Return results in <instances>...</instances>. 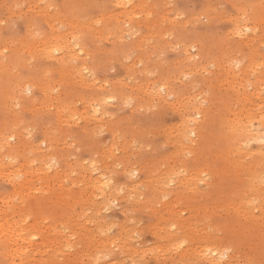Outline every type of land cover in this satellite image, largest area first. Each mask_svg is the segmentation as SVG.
I'll use <instances>...</instances> for the list:
<instances>
[{
    "label": "rangeland",
    "instance_id": "374dc122",
    "mask_svg": "<svg viewBox=\"0 0 264 264\" xmlns=\"http://www.w3.org/2000/svg\"><path fill=\"white\" fill-rule=\"evenodd\" d=\"M114 1L0 0V143L14 131L16 138L8 139L15 145L14 163L23 161L24 172L31 171L16 177L30 183L28 195L11 193L12 185L0 177V196L14 203H8L7 218L36 225L35 242L55 238L58 255L47 248L36 254L38 264L41 257L44 264H213L201 258V250L180 255L197 239L216 250L218 264H264V157L228 151L238 122L256 119L260 109L264 115V0H132L127 9L137 4L143 9L126 20ZM237 26L240 35L234 33ZM54 32L84 52V84L73 69L79 62L60 66L42 53L39 46ZM26 43L39 51H23ZM191 46L194 56L186 59L183 48ZM163 86L174 89L173 96L158 97ZM104 94L114 97L101 105L109 112L102 119L90 117L89 98ZM191 103L202 115L190 122L196 131L192 140H182L178 130ZM59 108L65 114L60 109L63 115H57ZM69 110L86 113L74 122ZM249 146L256 152L255 143ZM165 172L170 177L155 187ZM102 173L110 180L106 197L86 187L88 178ZM250 173L261 177L259 194L250 189ZM194 175L197 188L181 189L180 182ZM44 184H54L57 192ZM79 192L80 207L72 206L68 195ZM20 200L22 206H16ZM73 208L82 209L78 222L70 218ZM50 225L56 229L44 231ZM1 254L0 264H7Z\"/></svg>",
    "mask_w": 264,
    "mask_h": 264
},
{
    "label": "bare ground",
    "instance_id": "6f19581e",
    "mask_svg": "<svg viewBox=\"0 0 264 264\" xmlns=\"http://www.w3.org/2000/svg\"><path fill=\"white\" fill-rule=\"evenodd\" d=\"M116 1V2H115ZM114 1V4H117V6H119V7H122L123 8V14H121L119 17H122V19H130L132 16H131V14L132 13H135L133 10L134 9H136V8H140V10H142L143 9V7H141L139 4H137V5H133L132 6V11L130 10V9H127L126 7H128V6H130L131 7V5H132V0H115ZM146 15V14H145ZM161 16H163V17H166L165 15H161ZM121 19V18H120ZM117 21H118V19H116ZM240 26V25H239ZM50 27H51V24H50ZM237 29H235L234 30V33H236L237 35H240V28H238V26L236 27ZM58 33H55L54 32V35L50 38V40H47V41H45V42H43V44L42 45H38L39 47H41L42 46V49H41V51H42V53H44L45 52V55L47 56V57H50L51 59H54L57 63H58V65H60V66H63V65H65V63H68L70 60H76V62H79L78 64H76V65H74L73 66V69H74V72L76 73V77H78L79 78V80H80V82L82 83V84H84V80H83V78H85V73L87 72V66H86V64L83 62V61H81V58H80V55L81 54H83L84 52L82 51V49L81 48H79V47H77L76 48V46L74 45V44H72L70 41H69V37L68 36H65V35H57ZM245 41H247V40H245ZM39 44V43H38ZM192 48V46L191 47H184L183 48V54H189L188 56H185V58L186 59H189V58H191V57H193L194 55L193 54H191L190 53V49ZM23 51H26V52H28V53H30V52H33V51H39L38 50V47L37 46H35L34 44H27L26 43V46H24V49H22ZM44 51V52H43ZM36 53V52H35ZM41 55V54H40ZM44 55V54H43ZM44 55V56H45ZM44 58V57H43ZM49 60V59H48ZM53 60V61H54ZM54 63V62H53ZM252 63V62H251ZM251 63H249V66H250V64ZM253 64H255V63H253ZM57 65V64H56ZM258 65H259V63H258ZM251 66H253V65H251ZM255 66H256V64H255ZM254 67V66H253ZM2 67L0 66V70L2 71V69H1ZM254 68H256V67H254ZM250 69H251V67H250ZM85 70V71H84ZM252 70H254V69H252ZM183 71V70H182ZM246 72V71H245ZM183 72H181L180 74H182ZM183 75H185L184 73H183ZM86 79V78H85ZM5 82V81H4ZM5 83H7L8 84V82H5ZM1 84H3L2 82H1ZM7 86V85H6ZM0 87H1V85H0ZM23 87H26V85H24ZM22 87V88H23ZM1 88H3V87H1ZM21 88V89H22ZM25 89H27V88H24V90ZM174 90V89H169V86H163L162 87V89H157L156 90V92H155V94L158 96V97H160V98H162V99H167L166 97H168V96H171V94H172V91ZM96 92H98V91H96ZM165 93V95H164V97L165 98H163V93ZM174 92V91H173ZM104 93V92H103ZM102 93V94H103ZM98 94V93H97ZM108 94H110V93H108ZM108 94H106V95H108ZM177 94V93H176ZM181 94V93H180ZM1 95V94H0ZM111 95V94H110ZM113 95V94H112ZM2 96V95H1ZM0 96V97H1ZM113 96H115L116 97V95H113ZM172 96H173V94H172ZM110 98H111V96H108V97H106L105 96V94H104V97L103 96H100V95H97V96H93V97H91V98H89V100H88V108L85 106V109H88L89 110V112H90V117H97L98 119H102V116L104 115V114H107L109 111H107V113H104V111H102V109H101V105L104 103V101H108V100H110ZM114 98V97H113ZM113 98H111V99H113ZM116 99V98H115ZM121 99V98H120ZM178 99V98H177ZM123 100V99H122ZM122 100H120V101H122ZM166 101V100H165ZM108 102H110V101H108ZM108 102H106V103H108ZM172 103H173V101H172ZM176 103V102H175ZM103 105H105V103L103 104ZM178 105H181L180 103H178L177 105H175V106H178ZM174 106V107H175ZM182 106V105H181ZM190 107H191V109H186V111L184 112V114L185 113H187L186 115H184L183 116V118H182V120H181V125H180V127H179V130H178V132H179V135H180V137L182 138V140H192L191 139V135H193V134H195L196 133V131H195V127L194 126H192L191 124H190V122H192L193 124H195V123H197L198 122V116H201L202 115V111H201V108H200V106H198V105H195L194 103H191V105H189ZM66 107H68V106H66ZM65 108V107H64ZM99 109V111H96V109ZM176 108V107H175ZM259 108H261V107H259ZM258 108V109H259ZM60 109H62V108H59V110L57 111V115H59V114H62V113H60ZM180 109V108H179ZM63 110V109H62ZM67 110V109H66ZM71 110H73V109H71ZM261 110V109H260ZM259 110V115L257 116V118L255 119V117L253 118V119H255V121H253V119H251L250 120V117L251 116H249L247 113L248 112H246L245 114H247L248 116H249V118L247 119L246 118V122L245 123H243V122H241V121H239L238 123H241L240 125H238L237 127H234L233 129H232V131H230V133H231V136H232V138H231V143H232V145H230L231 147H230V149L228 150L229 152H231V154H233L234 156H240V155H244V156H249V157H251V159L252 158H255V157H257V156H261V157H264V144H262L261 143V141L262 140H264V115H263V113L261 112ZM84 111V110H83ZM86 111V110H85ZM248 111V110H247ZM62 112H64V114H65V111L63 110ZM67 112H68V110H67ZM69 120L71 119L72 121L73 120H75L76 118H80V116H82L83 117V115H85V113H83V112H81V113H79V114H76L74 111H70L69 110ZM59 113V114H58ZM258 113V112H257ZM256 113V114H257ZM83 114V115H82ZM57 115H55L57 118L59 117V116H57ZM63 115V114H62ZM181 115H183V114H181ZM65 116V115H64ZM77 116V117H76ZM245 116V115H244ZM55 117V118H56ZM67 117V116H66ZM60 118H61V115H60ZM84 118V117H83ZM68 119V118H67ZM66 119V120H67ZM61 120L63 121V120H65V119H63V118H61ZM78 120V119H77ZM77 120H75L74 122H76ZM71 121V122H72ZM8 132H10L9 133V137L7 138L6 136H3L2 137V143H0L1 145H0V164L3 166V165H7V166H5V168L7 167V170L5 169V168H0V177H2V178H5V179H7L8 181H9V183L12 185V191H11V193H14V194H20V193H23V192H25L26 193V195H28L29 194V191H30V183L29 182H27V183H25V181H23V180H21V181H17L16 180V177L17 176H19V175H21V174H24L25 176H26V174H29L31 171H30V169H28V170H26L25 172H24V167H23V161H22V163L20 162V160H19V162H17V161H15V163L17 162V164L18 163H21V164H19V166L17 165H15V163H14V160H15V158H16V156H17V154H16V152H15V145L14 144H12L11 142H9V138L11 137H15L16 138V133L14 132V131H8ZM6 135H8V133L6 134ZM229 138V139H230ZM9 139V140H8ZM17 139H18V136H17ZM13 140V139H12ZM16 140V139H15ZM228 140V139H227ZM11 141V140H10ZM17 142L16 143H19V145H20V140L18 139V140H16ZM230 141V140H229ZM212 143H214V141H211ZM252 143H255L256 144V148L255 149H257L256 150V152H255V150L253 151V149H251V147L249 146L250 144H252ZM205 144H207V143H205ZM215 144V143H214ZM217 145H218V143H216ZM221 144H224V143H221ZM225 144H228V143H225ZM211 145H213V144H211ZM216 145V146H217ZM220 145V144H219ZM23 145H21V147H22ZM214 146V145H213ZM222 146H225V147H227L226 145H222ZM203 147V146H202ZM209 147H212V146H208V148ZM219 147V146H218ZM217 147V148H218ZM213 148V147H212ZM205 149V148H204ZM216 149V148H215ZM214 149V150H215ZM223 149V148H222ZM199 151L201 150V148L200 149H198ZM206 150H207V148H206ZM210 150V149H209ZM209 150H207V151H209ZM227 150H226V152L225 153H227ZM199 151L197 152V154L199 153ZM203 152H205V151H203ZM210 152V151H209ZM228 152V153H229ZM225 153H221L220 152V158L222 157H225L224 155H225ZM228 153H227V155H228ZM200 154V153H199ZM204 154V153H203ZM212 154H214L213 152H212ZM199 156V155H198ZM202 156V155H201ZM210 156H213V155H210ZM200 157V156H199ZM5 158H10V161H5L4 162V160H5ZM19 158V157H18ZM17 159V158H16ZM214 159V158H213ZM217 159V158H216ZM225 159V158H224ZM221 160V159H220ZM220 160H218L219 162H220ZM222 161V160H221ZM257 162H258V160H257ZM251 163H252V161H251ZM253 163H256V161L255 162H253ZM222 164H224V163H222ZM221 163H220V167H221V165H222ZM226 165V164H225ZM225 165L223 166L222 165V168H225ZM251 165V164H250ZM253 165V164H252ZM219 166V165H218ZM227 166V165H226ZM229 166V165H228ZM255 166V165H254ZM4 167V166H3ZM220 167L218 168V170L220 169ZM248 167H249V165H248ZM252 167V166H251ZM41 167H38L37 168V171H38V169H40ZM42 168H43V166H42ZM217 168V167H216ZM48 169V168H47ZM228 169V168H227ZM249 169V168H248ZM251 169V168H250ZM23 170V171H22ZM43 170H44V168H43ZM89 170V169H88ZM91 170V169H90ZM217 170V171H218ZM252 170V169H251ZM41 171V170H40ZM46 171V170H45ZM45 171H43V173H44V175L46 174V172ZM223 171V170H222ZM225 171H226V168H225ZM87 172V171H86ZM133 172V171H132ZM246 172V171H245ZM47 173H48V171H47ZM88 173V172H87ZM89 173H92V172H89ZM88 173V174H89ZM94 173V172H93ZM248 172H246V174H247ZM40 174H42V173H40ZM87 174V175H88ZM98 174H99V172H98ZM103 174V173H102ZM102 174H100V175H96V176H91L90 178H88L87 179V183H86V187H87V189L88 188H90L91 190V192H95V189H96V191H98L97 193H96V195H101L102 197H106V195L108 196V193H107V191H109L110 192V190H107L108 188H109V186H110V180L109 179H107V178H105V177H107L105 174H103V175H105L104 177H103V175ZM128 174V173H127ZM126 174V175H127ZM131 174V173H130ZM251 174V173H250ZM91 175V174H90ZM170 175H171V172H165L162 176H160L158 179H157V183L155 184V187H158V188H162V186H164V185H162V184H164L165 182H166V180L170 177ZM129 176V175H128ZM247 176V175H246ZM245 176V177H246ZM88 177V176H87ZM132 177H133V175H132ZM248 177V176H247ZM246 177V178H247ZM45 178H47V180L50 182H54V180H55V178L54 179H52V180H49V177H46V175H45ZM129 178V177H128ZM190 180H189V179ZM188 178H184V180H182L181 182H180V187H181V189H184V190H187V191H191V190H195L196 188H197V185H196V187L194 188V186H193V184L195 183V181H192V180H198L199 178H197L196 177V175H194V176H189ZM249 178H250V189L253 191V193H255V194H259V193H261V190H260V188H261V182H260V179H261V177L260 178H258V177H256V175H253V174H251V176H249ZM86 179V178H85ZM59 180V182H62V180H60V179H58ZM84 180V179H83ZM82 180V181H83ZM130 180H132V179H130ZM136 180V179H135ZM134 181V180H133ZM246 181H247V179H246ZM48 182V183H49ZM48 183H46V184H48ZM57 183H58V181H57ZM83 183V182H82ZM162 183V184H161ZM46 184H44L45 186H46ZM197 184V183H196ZM54 185V184H53ZM53 185H50V186H46V187H50L51 189H52V187H53ZM76 185V184H75ZM249 185V184H248ZM56 186V185H55ZM54 186V187H55ZM57 186H59V184L57 185ZM63 186V185H62ZM249 187V186H248ZM55 188H53L52 190L53 191H51V192H53L54 194L57 192V191H55L54 190ZM57 189H60L59 187L57 188ZM110 189V188H109ZM262 189V188H261ZM46 190H48L47 188H46ZM89 190V189H88ZM55 191V192H54ZM86 191V190H85ZM89 191V192H90ZM49 192V191H48ZM47 192V193H48ZM93 192V193H94ZM50 193V192H49ZM48 193V194H49ZM83 192H79V193H77V196L78 197H75V196H73V195H68V196H70L69 198H67V200H71L72 201V203L74 204H72L71 202V205L72 206H75V203L77 204L76 206L78 207L79 205H78V201H79V199H82V196H83V194H82ZM87 193V192H86ZM196 193V192H195ZM194 193V194H195ZM199 193V192H198ZM91 195H92V193H91ZM93 196V195H92ZM43 197H45V195H43ZM47 197V196H46ZM60 197V196H59ZM65 197H67V196H63L62 198H65ZM42 198V197H41ZM61 198V197H60ZM49 199V198H48ZM66 199V198H65ZM22 200H25V198H22ZM107 200V199H106ZM43 200H41V202H42ZM60 201V200H59ZM81 201V200H80ZM11 202V203H10ZM13 201H12V199L10 198L9 199V195H2V196H0V253H2L1 255H2V257L4 256V257H6L7 259H8V263L7 264H38L37 263V260H36V254H38V253H43V252H47L46 251V249L47 248H50L51 250L50 251H53V252H55L57 255H58V253L56 252V250L57 249H54L53 247H52V245H53V243H54V239H51V240H49L50 238L48 237V239H45V241H44V239L42 240V242H41V240H40V243L39 242H37V243H39L40 245H38L39 246V248H38V246L36 247L35 246V244L37 245V243L34 241V238H35V236H37L38 234L37 233H39V235H40V232L38 231V227L36 226V225H34V226H32V227H27V226H25V224H24V219L23 218H17L16 220H11L10 218H7V215L5 214V213H7V210H6V208L9 206V204L8 203H10V206H14V203H12ZM44 203V202H43ZM42 203V204H43ZM60 203H62L63 204V202H61L60 201ZM66 203V202H65ZM245 203L247 204V211L248 210H250V207H252V198H249V199H247V200H245ZM16 204V203H15ZM43 205H45V204H43ZM255 205V204H254ZM259 205V204H258ZM261 205H262V209L264 210V203H261ZM16 206H22V202H21V200H20V202L19 203H17V205ZM15 206V207H16ZM66 206V204H64V207ZM67 206H68V204H67ZM69 206H70V204H69ZM55 207V209H57V210H59L58 208H60V207H56V206H54ZM64 207H61L62 209L64 208ZM80 207V206H79ZM68 208V207H67ZM72 208V207H71ZM45 209V211H47V208H44ZM55 209H54V211H55ZM70 209V208H69ZM78 209V211H76V209L75 208H73L72 210V213H71V217L70 218H72L73 220H76L77 222L80 220V218L82 217L81 216V214H82V209L80 208V211H79V208H77ZM65 211L66 210H63V212L65 213ZM242 211H245V210H242ZM55 212H58V211H55ZM60 212V211H59ZM62 212V213H63ZM67 212V211H66ZM60 214V215H63V214ZM83 215V214H82ZM67 216V215H66ZM65 216V217H66ZM70 216V215H69ZM68 218V217H67ZM69 218V219H70ZM162 218V217H161ZM64 220V219H63ZM71 220V219H70ZM69 220V221H70ZM158 220V219H157ZM162 220V219H161ZM50 221H51V218H50ZM53 221V220H52ZM65 221H67L68 222V219L66 220V218H65ZM85 220H83V222H84ZM160 221V220H159ZM158 221V222H159ZM36 222H37V224H38V226H39V228H40V230L42 229V227H41V224H40V222H39V220H37V218H36ZM60 223V222H59ZM64 223V222H63ZM72 223V222H71ZM81 223H82V220H81ZM156 223V222H155ZM53 224V223H52ZM55 224V223H54ZM57 224H58V222H57ZM62 224V223H61ZM74 224H75V222H74ZM78 224V223H77ZM80 224V223H79ZM78 224V225H79ZM83 224V223H82ZM193 224V222H191L190 224H189V226H191ZM73 225V224H72ZM77 225V226H78ZM59 226V225H58ZM60 226H62V225H60ZM63 226H64V224H63ZM62 226V227H63ZM188 226V227H189ZM82 227V225L80 226V228ZM28 228H30V230H28ZM34 229L35 231L34 232H32L31 231V229ZM49 228H50V231H51V229H56V227H54V226H52V225H50V226H45L44 227V231H48L49 230ZM64 228H66L65 226H64ZM58 229H60V228H58ZM57 229V230H58ZM85 229V228H84ZM83 229V230H84ZM87 229V228H86ZM88 230V229H87ZM165 230V229H164ZM196 231H197V229H196ZM57 232V231H56ZM165 232V231H164ZM50 233V232H49ZM48 233V234H49ZM127 233V232H126ZM37 234V235H36ZM42 234H43V232H42ZM53 233L51 232V235H52ZM247 234H249V233H247ZM56 235V234H55ZM54 235V236H55ZM166 235V234H165ZM167 235H168V233H167ZM49 236H50V234H49ZM170 235H168V237H169ZM46 237H47V235H46ZM52 237V236H51ZM165 237V236H164ZM37 238V237H36ZM53 238V237H52ZM82 238H87V236L86 237H83L82 236ZM89 238H91V240H92V238H93V236L92 237H88L87 239H88V241H89ZM122 238V237H121ZM124 238V237H123ZM162 238V237H161ZM86 239V240H87ZM115 239H117V238H115ZM163 239H165V238H163ZM166 239H167V241H166ZM165 239V241L168 243V245L170 244L171 246H173L174 245V243H175V241L173 242V241H171V240H169L168 238H166ZM84 240V239H83ZM83 240H81V241H83ZM86 240H85V242H84V244L85 245H89V244H87L88 243V241H87V243H86ZM122 240V239H121ZM160 240H162V239H160ZM103 241V240H102ZM106 241V240H105ZM116 241V240H115ZM163 241V240H162ZM46 242V243H45ZM47 242H51V246L47 243ZM112 243L114 242L113 240L111 241ZM123 242V241H122ZM66 243H68V241L66 240ZM90 243V242H89ZM104 243H106V242H104ZM111 243V244H112ZM125 243V242H124ZM129 243V242H128ZM166 243V244H167ZM177 243V242H176ZM115 244H117V243H115ZM132 244V243H131ZM102 245V244H101ZM104 245V244H103ZM102 245V246H103ZM119 245V244H118ZM175 245H178V243L177 244H175ZM56 246V245H55ZM128 246V245H127ZM44 247H45V249H44ZM130 247V246H129ZM42 248V249H41ZM87 248V247H86ZM103 248H104V246H103ZM107 248V247H106ZM123 248V247H122ZM135 248V247H134ZM128 249V248H127ZM127 249H125L126 251H127ZM130 249V248H129ZM131 249H132V246H131ZM135 249H133V251H134ZM189 250L190 251H194V252H197V253H199V251H200V256H201V258H203V259H206V258H209L210 260H214L215 262L213 263V264H218L217 263V261H219V258H220V260L222 259L221 258V256H219V254H217L216 253V250L214 249V248H212V247H210L208 244H204L200 239H197V240H194V243H193V248L192 249H190V247H188V249H186V251L185 252H180V255L181 256H184V254L185 253H187V252H189ZM52 254L51 253V255H49V256H51V257H53V256H55L56 254ZM44 254V253H43ZM49 254V253H48ZM123 254V253H122ZM128 254V253H127ZM124 255H125V253H124ZM133 255V254H132ZM188 255V254H187ZM191 256V255H190ZM189 256V257H190ZM192 256H193V254H192ZM47 257V256H46ZM56 257V256H55ZM128 256H126V258H127ZM195 257V256H194ZM218 257V258H217ZM229 257V256H228ZM5 258V259H6ZM101 258V257H100ZM182 258V257H181ZM185 258H188V257H185ZM199 258V257H198ZM49 259H50V257H49ZM57 259H59V258H57ZM92 259V258H91ZM121 259V258H120ZM130 259V258H129ZM131 259H132V257H131ZM134 259V258H133ZM132 259V261H134ZM44 260H46V259H44L43 257H41V259H40V262L42 263V264H44V263H46V261L45 262H43ZM89 260V259H88ZM95 260H96V258H95ZM95 260L94 261H92L93 263L95 262ZM122 260V259H121ZM56 261V260H55ZM60 261V260H59ZM205 261V260H204ZM58 262V261H57ZM91 262V261H90ZM98 262V261H97ZM211 262V261H210ZM84 263H85V261H84ZM89 263V262H88ZM96 263V262H95ZM94 263V264H95ZM116 263H117V261H116ZM133 263H135V262H133ZM133 263H131V264H133ZM220 263V262H219ZM99 264V263H98ZM130 264V263H129ZM135 264H137V263H135ZM208 264H209V262H208Z\"/></svg>",
    "mask_w": 264,
    "mask_h": 264
},
{
    "label": "snow or ice",
    "instance_id": "6c2138e0",
    "mask_svg": "<svg viewBox=\"0 0 264 264\" xmlns=\"http://www.w3.org/2000/svg\"><path fill=\"white\" fill-rule=\"evenodd\" d=\"M245 31H251V29H245ZM96 111H99V109L97 108ZM261 143L264 144V140H262Z\"/></svg>",
    "mask_w": 264,
    "mask_h": 264
}]
</instances>
